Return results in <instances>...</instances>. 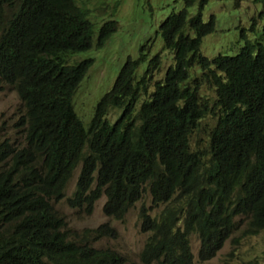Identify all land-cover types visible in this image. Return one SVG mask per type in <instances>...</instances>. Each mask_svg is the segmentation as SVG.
<instances>
[{
  "label": "trees",
  "instance_id": "trees-1",
  "mask_svg": "<svg viewBox=\"0 0 264 264\" xmlns=\"http://www.w3.org/2000/svg\"><path fill=\"white\" fill-rule=\"evenodd\" d=\"M85 1L0 0V88L12 86L24 108V143L0 137V264L126 263L91 244L117 236L109 222L81 241L54 206L61 199L90 214L104 195V215L122 220L148 193L151 204L138 209L142 264H194L193 233L198 261L210 260L238 216L244 235L264 231V25L236 54L208 58V0H174L182 7L158 25L171 63L162 68L147 46L127 57L85 127L72 101L92 60L69 58L101 47L118 26L99 23L102 7Z\"/></svg>",
  "mask_w": 264,
  "mask_h": 264
},
{
  "label": "rangeland",
  "instance_id": "rangeland-1",
  "mask_svg": "<svg viewBox=\"0 0 264 264\" xmlns=\"http://www.w3.org/2000/svg\"><path fill=\"white\" fill-rule=\"evenodd\" d=\"M89 6L102 7L99 10L101 14L96 17L99 23L107 19H115L118 26L117 31L101 47L93 45L89 50L77 52L69 58L70 62L92 60V65L77 88L72 101L74 110L85 127L88 126L97 101L111 88L127 57L136 58L140 48L147 46L151 54L160 52L162 68L165 69L171 63L170 54L161 49L162 41L158 34V25L171 11L179 10L182 1L89 0ZM190 11L195 12V6ZM210 15L215 17L214 31L205 35L200 44L201 54L208 58L218 54L234 55L246 40L260 39L259 32L264 25V7L261 3L244 0L235 4L234 0H208L202 11L203 21H208ZM260 42L264 45L262 40ZM159 75L157 74L156 77ZM201 91L206 94L211 93L205 87L201 88ZM23 111L22 102L15 89L9 85H2L0 137H6L14 144L24 143V132L21 126L16 124ZM199 136L204 137L205 133L203 131L197 133L193 143ZM78 171L79 166L74 170L66 186V196L74 190ZM104 201L103 195L95 202L90 214L71 208L65 199L54 202V206L65 218L67 227L77 232L75 236L81 238V241L85 240L83 236L85 229L109 222L116 229L117 236L91 240V244L97 248L108 247L118 251L125 256V264H142L139 260V252L147 233L140 230L138 209L142 202L146 206L151 204L149 194L145 193L143 199L137 202L122 220H113L104 215L102 211ZM235 220L234 230L223 247L213 258L204 262L197 259L199 239L196 234H191L190 244L194 254V264H249L250 260L264 264V231L248 237L243 234L245 218L238 216Z\"/></svg>",
  "mask_w": 264,
  "mask_h": 264
},
{
  "label": "clouds",
  "instance_id": "clouds-1",
  "mask_svg": "<svg viewBox=\"0 0 264 264\" xmlns=\"http://www.w3.org/2000/svg\"><path fill=\"white\" fill-rule=\"evenodd\" d=\"M77 167H78V166H77ZM77 167H76V168H77ZM76 168H75V169H76ZM79 168H80V165H79ZM75 169H74V170H75ZM73 172H74V171H73ZM78 172H79V171H78ZM72 175H73V174H72ZM77 175H78V174H77ZM71 177H72V176H71ZM76 178H77V177H76ZM70 179H71V178H70ZM75 183H76V182H75ZM101 197H102V196H101ZM101 197H100V198H101ZM100 198H99V199H100ZM103 204H104V202H103ZM102 206H103V205H102ZM111 219H112V218H111ZM113 220H114V219H113ZM96 227H97V226H96ZM143 233H144V232H143ZM193 234H194V233H193ZM190 236H191V235H190ZM143 244H144V243H143Z\"/></svg>",
  "mask_w": 264,
  "mask_h": 264
}]
</instances>
